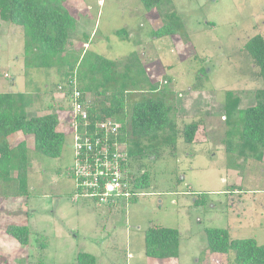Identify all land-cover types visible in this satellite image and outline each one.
Segmentation results:
<instances>
[{
  "label": "rangeland",
  "instance_id": "rangeland-1",
  "mask_svg": "<svg viewBox=\"0 0 264 264\" xmlns=\"http://www.w3.org/2000/svg\"><path fill=\"white\" fill-rule=\"evenodd\" d=\"M64 5L77 27L61 64L53 68H28L24 29L0 18V93L30 94V117L61 112L58 129L66 134L60 158L37 153L34 138L22 133L0 142V148H16L25 141L31 163L26 193L19 194L15 170L10 181L0 179V264H77L79 253L92 254L97 264H235L233 252L209 250L206 228L227 229L232 239L264 245V156L258 159V150L245 161L226 151L230 127L224 109L228 91L239 95V108L246 109L264 86L245 50L253 37L264 38V0H164L150 13L140 0H65ZM174 17L186 35L156 39L154 32ZM87 51L110 60L140 53L150 81L174 93L179 131L200 123L193 143L180 135L174 153L165 148L159 158L142 159L151 188L139 190L135 184L136 191L148 194L119 209L94 198L73 201L71 101L67 88L62 94L58 87L69 77L77 79L73 64ZM87 97L94 102L93 94ZM133 166L136 183L144 170ZM11 225H28V246L7 233ZM155 225L179 231L177 258L145 254V232Z\"/></svg>",
  "mask_w": 264,
  "mask_h": 264
},
{
  "label": "trees",
  "instance_id": "trees-1",
  "mask_svg": "<svg viewBox=\"0 0 264 264\" xmlns=\"http://www.w3.org/2000/svg\"><path fill=\"white\" fill-rule=\"evenodd\" d=\"M163 1L140 0L148 13L158 9ZM64 3L65 0H0L1 20L24 29L28 68H53L61 64L65 57L77 20ZM176 34L185 36L186 32L181 20L175 17L154 32L156 39ZM245 50L259 68V77L264 84V38L261 35L253 37ZM73 65H77L74 73H77L82 94L95 96L94 102L87 108L89 130L96 132L95 124L109 119L120 124L118 134L111 139L126 145L129 169L135 163L138 171L144 170L134 185L139 190L150 189L151 172L144 169L142 159L149 154L159 158L160 151L165 148L172 149L171 153H174L180 135L186 144L193 143L200 123L192 122L179 131L174 93L169 86L160 87L159 83L150 81L145 61L138 52H132L121 60H110L87 51L82 57L76 58ZM30 98L27 93H0V142H7V139L22 133L34 138L37 153L60 158L66 142V134L58 129L62 113L30 117L26 112L31 105ZM240 102L239 95L231 91L226 93L225 121L230 127L225 140L226 151L237 152L245 161H249L256 158L257 151L261 150L258 159H262L264 86L256 91L253 107L240 109ZM128 107H132L130 113ZM68 129H71V125ZM30 164L25 141L16 148L9 144L0 148V179L10 181V174L15 170L19 194L27 192V169ZM118 201L121 199L112 202L116 203L112 205L116 209H119L120 204H128L126 199L119 204ZM6 231L21 245L30 244L28 225H11ZM205 233L212 253L233 252L235 264H264V245H259L255 239H232L230 232L222 228H206ZM179 251L180 233L177 229L155 225L146 230L145 254L148 257L172 259L179 256ZM76 261L77 264H97L95 256L89 253H79Z\"/></svg>",
  "mask_w": 264,
  "mask_h": 264
},
{
  "label": "built area",
  "instance_id": "built-area-1",
  "mask_svg": "<svg viewBox=\"0 0 264 264\" xmlns=\"http://www.w3.org/2000/svg\"><path fill=\"white\" fill-rule=\"evenodd\" d=\"M58 88L62 94L67 88L71 101L67 114L73 133L74 159L69 174L75 184L74 200L94 198L100 204H108L143 195L134 188L126 145L111 139L118 134L120 124L110 119L97 122V131L91 132L87 109L90 101L77 86L76 77H69Z\"/></svg>",
  "mask_w": 264,
  "mask_h": 264
},
{
  "label": "crops",
  "instance_id": "crops-1",
  "mask_svg": "<svg viewBox=\"0 0 264 264\" xmlns=\"http://www.w3.org/2000/svg\"><path fill=\"white\" fill-rule=\"evenodd\" d=\"M143 194H148V193H145V192H144ZM151 195H152V194H151ZM140 196H142V195H139L138 197H133V198H131V199H128V200H126V202H127V203H131L132 201L136 200V199L139 198ZM73 201L76 202V200H73ZM122 201H123V200L118 201V204H119V203H122ZM105 205H107V204H105ZM112 205H116V204H113V203H111V202L108 203V206H112ZM112 207H113V206H112Z\"/></svg>",
  "mask_w": 264,
  "mask_h": 264
}]
</instances>
